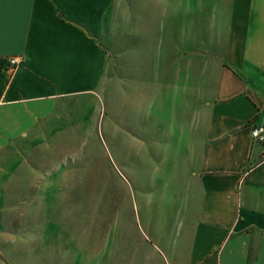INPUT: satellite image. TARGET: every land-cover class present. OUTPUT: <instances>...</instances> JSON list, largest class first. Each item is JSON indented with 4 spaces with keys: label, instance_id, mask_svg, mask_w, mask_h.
Returning a JSON list of instances; mask_svg holds the SVG:
<instances>
[{
    "label": "crops",
    "instance_id": "1",
    "mask_svg": "<svg viewBox=\"0 0 264 264\" xmlns=\"http://www.w3.org/2000/svg\"><path fill=\"white\" fill-rule=\"evenodd\" d=\"M132 1L0 0V161L63 125L71 106L79 118L116 63L136 65L134 39L153 34L165 11L159 2L149 16ZM207 1L228 11L214 43L176 37V81L188 84L199 118L187 136L179 126L176 187L194 210L179 214L175 239L162 245L172 264L181 254L189 264H264V143L251 132L264 124V0ZM12 56L24 60L12 67Z\"/></svg>",
    "mask_w": 264,
    "mask_h": 264
},
{
    "label": "rangeland",
    "instance_id": "2",
    "mask_svg": "<svg viewBox=\"0 0 264 264\" xmlns=\"http://www.w3.org/2000/svg\"><path fill=\"white\" fill-rule=\"evenodd\" d=\"M132 3L149 16L158 3L165 11L153 34L134 39L136 65L116 63L79 118L71 106L63 125L0 161V264H172L162 244L175 239L179 214L194 210L192 195L177 194L176 139L179 126L187 136L199 122L188 84L176 81V37L214 43L228 11L207 0Z\"/></svg>",
    "mask_w": 264,
    "mask_h": 264
},
{
    "label": "built area",
    "instance_id": "3",
    "mask_svg": "<svg viewBox=\"0 0 264 264\" xmlns=\"http://www.w3.org/2000/svg\"><path fill=\"white\" fill-rule=\"evenodd\" d=\"M24 58L20 56H12L9 58V63L12 67L23 62ZM252 138L255 142L264 143V124H256L252 127Z\"/></svg>",
    "mask_w": 264,
    "mask_h": 264
}]
</instances>
